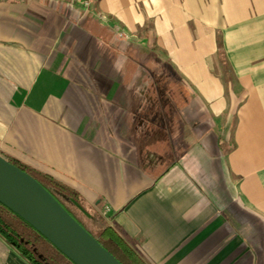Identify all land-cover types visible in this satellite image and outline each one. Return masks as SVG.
Wrapping results in <instances>:
<instances>
[{"label":"crops","instance_id":"0c3cea01","mask_svg":"<svg viewBox=\"0 0 264 264\" xmlns=\"http://www.w3.org/2000/svg\"><path fill=\"white\" fill-rule=\"evenodd\" d=\"M0 153L147 264H264V0H0Z\"/></svg>","mask_w":264,"mask_h":264},{"label":"trees","instance_id":"16d2710c","mask_svg":"<svg viewBox=\"0 0 264 264\" xmlns=\"http://www.w3.org/2000/svg\"><path fill=\"white\" fill-rule=\"evenodd\" d=\"M218 57L224 58L219 42ZM0 155L35 179L120 264H147L96 207L75 190L21 161ZM0 237L28 264H75L9 207L0 202Z\"/></svg>","mask_w":264,"mask_h":264},{"label":"water","instance_id":"95a60500","mask_svg":"<svg viewBox=\"0 0 264 264\" xmlns=\"http://www.w3.org/2000/svg\"><path fill=\"white\" fill-rule=\"evenodd\" d=\"M0 202L75 264H120L35 179L1 155Z\"/></svg>","mask_w":264,"mask_h":264},{"label":"built area","instance_id":"2783aa9c","mask_svg":"<svg viewBox=\"0 0 264 264\" xmlns=\"http://www.w3.org/2000/svg\"><path fill=\"white\" fill-rule=\"evenodd\" d=\"M71 1H76V2H80L82 3L84 6H89L91 0H71ZM115 33L116 35L121 38V39H127L128 38V34L127 32H125L123 29H121L120 27H116L115 28Z\"/></svg>","mask_w":264,"mask_h":264},{"label":"rangeland","instance_id":"374dc122","mask_svg":"<svg viewBox=\"0 0 264 264\" xmlns=\"http://www.w3.org/2000/svg\"><path fill=\"white\" fill-rule=\"evenodd\" d=\"M117 36V35H116ZM118 37V36H117ZM119 38V37H118ZM121 39V38H120ZM219 56V55H218ZM219 58V57H218ZM220 59V58H219ZM219 62H220V65H218V68L220 69V71L222 70V71H224V70H227L226 69V66L225 65H223V59L221 58L220 60H219ZM224 76H226L225 74H224Z\"/></svg>","mask_w":264,"mask_h":264}]
</instances>
